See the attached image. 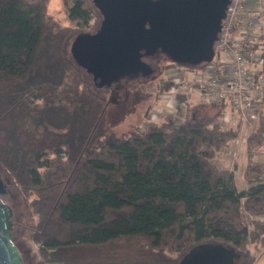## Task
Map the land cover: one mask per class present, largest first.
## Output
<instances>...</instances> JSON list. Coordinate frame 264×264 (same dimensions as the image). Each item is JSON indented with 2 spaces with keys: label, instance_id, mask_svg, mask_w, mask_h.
Here are the masks:
<instances>
[{
  "label": "trees",
  "instance_id": "obj_1",
  "mask_svg": "<svg viewBox=\"0 0 264 264\" xmlns=\"http://www.w3.org/2000/svg\"><path fill=\"white\" fill-rule=\"evenodd\" d=\"M61 5L65 26L47 14V0H0V177L24 198L22 227L40 261L184 264L207 252L254 264L251 247L264 246V163L254 159L264 144V92L245 139L248 189L239 191L233 171L212 162L239 133L216 121L227 106L199 102L189 119L165 115L142 133L117 135L113 99L70 53L99 12L91 0ZM251 48L264 67V39Z\"/></svg>",
  "mask_w": 264,
  "mask_h": 264
},
{
  "label": "water",
  "instance_id": "obj_2",
  "mask_svg": "<svg viewBox=\"0 0 264 264\" xmlns=\"http://www.w3.org/2000/svg\"><path fill=\"white\" fill-rule=\"evenodd\" d=\"M102 20L96 32L79 33L70 53L74 61L107 85L139 72L141 58L161 51L169 60L196 66L211 62L214 43L229 0H91ZM102 79V78H101ZM6 192L0 177V197ZM12 210L0 198V264H24L11 240ZM224 256L195 252L184 264H228Z\"/></svg>",
  "mask_w": 264,
  "mask_h": 264
},
{
  "label": "rangeland",
  "instance_id": "obj_3",
  "mask_svg": "<svg viewBox=\"0 0 264 264\" xmlns=\"http://www.w3.org/2000/svg\"><path fill=\"white\" fill-rule=\"evenodd\" d=\"M46 9L51 19L59 22V24L63 26L67 25L61 0H47ZM101 20L102 16L99 13V17L95 20L98 22L96 26L97 29L100 26ZM163 58L161 53L156 54V57L143 56L141 59L151 68L150 73L142 74L140 72L137 76L131 78L123 77L112 83L109 87L106 85H97L93 82L92 76L88 74L94 85L100 88L101 92L108 98L111 97L113 99V106L108 112L109 123L117 135H121L130 130H136L142 133L147 127V122H159L165 115L171 114L168 112H173L172 116L177 119H189L193 112V108L197 107L196 105L199 101L196 96H189L187 98L186 102L190 105V107H188L189 109L184 101L180 102L181 104L179 105L169 104L172 98L175 99L176 89H174V92L169 93L168 78L174 77V73H177L176 76L178 78L184 77L182 74L183 70L180 69V67H182L181 65L175 64L170 60H164ZM202 69L204 70V67ZM170 94L172 96L169 100L168 96ZM179 100H182L181 96H178V101ZM114 102L117 105H114ZM254 111L257 115L259 108L257 107ZM204 112L208 113L209 116L215 113L214 109L210 107H207ZM216 121L224 128H234L238 126L239 133L236 140L231 141L226 147H223L216 153L212 162L221 169L232 170L237 189L239 191L247 190L248 185L244 176V169L247 162L245 139L256 127L257 118L244 122L239 119L238 113H234L232 109L227 106L223 119H218ZM254 159L264 163V144L254 152ZM1 200L12 210L11 238L12 242L18 247L21 253L23 263L43 264L36 254L37 244L29 239L27 231L22 227V225L26 224L28 218L27 208L22 194L10 184L5 194L1 195ZM244 218L246 222L252 219L247 213H244ZM258 219L264 221V215L260 216ZM256 249L257 247H251V251L256 252L257 256L254 264H264V246L259 247V249L255 251ZM242 261H244V259L239 260L238 264L242 263Z\"/></svg>",
  "mask_w": 264,
  "mask_h": 264
},
{
  "label": "built area",
  "instance_id": "obj_4",
  "mask_svg": "<svg viewBox=\"0 0 264 264\" xmlns=\"http://www.w3.org/2000/svg\"><path fill=\"white\" fill-rule=\"evenodd\" d=\"M239 24L244 26L242 33L236 32ZM262 39L264 23L257 9L249 6L246 0H229L214 43L212 61L203 66L204 70L203 67L193 71L182 69L184 78H178L177 73L168 78L169 93L176 89L175 99L169 104L179 105L184 98L196 96L199 102L224 103L235 109L244 122L255 120L254 110L259 108L264 92V67L258 51L251 46ZM249 50L256 52L253 58ZM250 61H255L254 69L249 66ZM178 96L184 97L178 101ZM168 113L173 115V112Z\"/></svg>",
  "mask_w": 264,
  "mask_h": 264
},
{
  "label": "crops",
  "instance_id": "obj_5",
  "mask_svg": "<svg viewBox=\"0 0 264 264\" xmlns=\"http://www.w3.org/2000/svg\"><path fill=\"white\" fill-rule=\"evenodd\" d=\"M246 3L257 9L258 13H259V17H260V21L264 23V0H246ZM244 31V26L243 24H239L237 26V29H236V32L237 33H242ZM256 51V49H255ZM255 51H252V50H249V55H251V58H253V56L256 55V52ZM253 55V56H252ZM222 62H223V59H221ZM224 63V62H223ZM249 66H251L252 69L255 68L256 64H255V61L254 63L252 61H250L249 63ZM232 111L235 113H237V111H235V109L231 108Z\"/></svg>",
  "mask_w": 264,
  "mask_h": 264
},
{
  "label": "flooded vegetation",
  "instance_id": "obj_6",
  "mask_svg": "<svg viewBox=\"0 0 264 264\" xmlns=\"http://www.w3.org/2000/svg\"><path fill=\"white\" fill-rule=\"evenodd\" d=\"M98 29L96 28L94 31H93V33L94 32H96ZM92 33V32H91ZM158 53H162L161 51H158V52H156V53H153V54H158ZM153 54H151V55H148V56H152ZM153 57V56H152ZM142 60V59H141ZM144 62V61H143ZM172 62V61H171ZM146 63V62H145ZM175 63V62H174ZM175 64H178V63H175ZM86 72L89 74V75H91L92 76V79L95 81V83L97 84L98 82H100L101 80H103L104 79V77H94L93 76V74L91 73V72H89V71H87L86 70ZM151 72V68L149 67V70H148V72H146L147 74L148 73H150ZM140 73V72H139ZM142 73V72H141ZM138 74V73H137ZM137 74H135V75H130V76H125V77H134V76H137ZM102 78V79H101ZM116 81H118V79L117 80H114L113 78L107 83V85L106 86H110L112 83H114V82H116ZM98 85V84H97ZM1 198V197H0Z\"/></svg>",
  "mask_w": 264,
  "mask_h": 264
}]
</instances>
